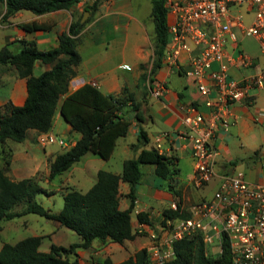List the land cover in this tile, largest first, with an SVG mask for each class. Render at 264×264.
I'll return each instance as SVG.
<instances>
[{"label": "crops", "instance_id": "0c3cea01", "mask_svg": "<svg viewBox=\"0 0 264 264\" xmlns=\"http://www.w3.org/2000/svg\"><path fill=\"white\" fill-rule=\"evenodd\" d=\"M77 10L82 12L83 18L86 10L80 4L70 9L41 15L30 11L17 12L0 26L5 30L1 36L4 39L2 46L7 44L12 51L17 52L23 47V41H34L41 50L54 48L59 44L60 34L67 32L73 19L77 17ZM238 11L240 9H237ZM88 15H91L89 11ZM142 19L136 13L133 0H104L99 11L87 22L80 34L81 40L77 48L81 55V63L77 68L76 76L69 81L68 94L85 83H91L102 92L113 95L119 94L122 88L127 86L135 92L137 99L143 98L145 85L139 83L142 73L141 64L150 60L151 53L146 47L148 35L146 36ZM33 22L45 23L50 27L46 30L28 32L20 26L22 23ZM6 29L14 34L6 33ZM16 42H21V45ZM10 44L15 45L16 48H11ZM243 47L257 58V62L254 69L232 68L230 73L234 78H242L260 66H264V58L257 44ZM188 56V52H183L181 60L187 61ZM51 67V64L37 61L34 74L39 75ZM159 80L166 82L167 90L160 97H155L150 92L147 96L145 110L150 118L144 125L148 135L146 144H138L139 126L133 121L128 133L118 138L110 158L103 159L89 152L63 174L49 179L50 162L57 154L73 146L81 137V134L73 131L72 126L63 118L59 107L55 111L50 132L55 134L62 130V134H67L68 147L59 145L61 148L59 152L47 150L46 146L39 144L38 137L41 132L35 129H28L25 139L17 142L18 145L13 143L16 141L10 139L4 143L12 153L7 170V175L11 179L38 177L40 184L41 181L49 184L48 187L43 186L52 193L49 197L54 196L57 191L64 197L71 187L82 192L87 191L96 182L97 172L100 169L121 174L126 159L137 157L142 149L155 148L156 138L161 133L171 134V137L165 141V146L168 148L166 155L173 157V164L178 168L174 187L179 194L168 189L166 180L156 174L154 164L149 167L141 164L143 177L134 194V208L131 214L132 230L137 233L136 238L122 244L110 239L105 242L96 239L89 248L78 251L80 264H116L133 256L142 248L150 250L155 241L154 236L164 238L168 234L163 227L164 210L169 209L172 202H177L180 213L191 214V206L197 201L211 198L225 174L242 172L250 182H264V89H254L257 91L253 93L252 90L248 98L249 104L238 102L231 106L229 116L231 123L227 129H220L214 140L219 151L216 176L209 183L198 186L195 181V162L190 144L178 134L185 130L186 106L194 105L208 115L204 97L198 91L196 81L177 67L164 64L158 71L155 82ZM139 86H143V92L140 91ZM65 95L61 97V101ZM26 98V78L18 76L13 68L0 73L1 112H6L8 102L22 105ZM257 116H260L258 121ZM101 160H106L103 163L104 166L94 167L95 164L100 165ZM145 169L148 170L147 174L144 173ZM41 174L45 180H42ZM57 178L61 179L60 185L53 183ZM80 185H87V187L80 188ZM130 189L129 183L120 182L119 206L123 210L131 205V199L128 196ZM136 211H146L149 222H141ZM55 224L59 230L63 227L58 221ZM65 234L68 233L64 231ZM220 240L221 237L214 235L213 241L206 244L209 254L217 256L221 253Z\"/></svg>", "mask_w": 264, "mask_h": 264}, {"label": "trees", "instance_id": "16d2710c", "mask_svg": "<svg viewBox=\"0 0 264 264\" xmlns=\"http://www.w3.org/2000/svg\"><path fill=\"white\" fill-rule=\"evenodd\" d=\"M92 1L84 10L92 15L100 9L104 0H0V18L5 21L20 11H30L41 15L61 9H70L82 2ZM167 0H151V17L154 25L153 57L150 67L141 64L144 70L139 83L145 85L142 99L129 87L124 86L117 95L106 94L91 83H85L68 94L69 81L76 76L81 63L78 44L81 32L87 22L81 18L73 19L67 32L59 36L58 46L41 50L34 41H23V47L12 51L6 44L0 47V73L9 68L17 75L27 79V98L22 105L8 102L6 112L0 110V236L4 219H13L29 213H35L49 220H55L61 226L76 232L81 240L69 245L52 243L48 251L40 249L44 236H29L16 243L5 242L0 249V264H80L78 251L89 248L94 240L105 242L112 240L124 243L136 238L133 232L131 214L134 208V194L141 182L143 171L141 164H154L155 172L164 178L167 187L175 194L174 182L178 168L173 157L161 154L157 149H142L135 158L126 159L121 174L104 169L97 172L96 182L85 192L71 187L64 194L63 207L54 212L37 201L39 193L52 194L43 187L38 177L13 180L7 175L11 163V150L4 143L7 140L21 142L28 129L50 132L56 109L59 107L63 118L72 126V130L81 134L76 143L66 151L59 153L50 162L49 179H54L86 154L93 152L103 159L111 157L118 138L125 136L135 121L139 126L138 144L148 142L144 127L149 121L145 105L147 96L154 86L158 71L164 65L165 52L171 36L168 28ZM4 10V12H3ZM2 13V15H1ZM1 21V20H0ZM1 24V22H0ZM21 28L31 32L46 30L45 23H22ZM40 61L52 67L39 75L34 74L35 63ZM66 94V95H65ZM65 98L61 101V97ZM124 181L130 184L128 196L131 205L128 209L119 206V186ZM23 204L21 210L15 208ZM164 215L172 218H187L190 214L165 209ZM143 223L149 222L148 213L137 214ZM222 250L217 256L207 252L202 234L197 233L177 240L173 244L174 257L163 264H233L230 240L222 236ZM116 264H151L149 250L142 248L133 256Z\"/></svg>", "mask_w": 264, "mask_h": 264}, {"label": "built area", "instance_id": "2783aa9c", "mask_svg": "<svg viewBox=\"0 0 264 264\" xmlns=\"http://www.w3.org/2000/svg\"><path fill=\"white\" fill-rule=\"evenodd\" d=\"M166 7L171 40L164 64L177 67L196 81L208 109L206 115L194 105L186 106L185 130L178 134L190 144L195 181L203 186L216 176L219 151L214 140L220 129L229 127L231 106L249 104L251 91L264 89V66L242 78L230 73L232 68L254 69L256 65L257 58L242 46L246 37L256 41L264 58V0H167ZM242 7L252 14L249 23L244 21ZM183 52L189 53L185 62L181 60ZM166 90V82L159 80L151 95L160 97ZM169 137V132L157 136L155 149L159 153L166 155ZM38 142L42 146H69L67 140L52 132H42ZM169 209L179 211L177 202ZM190 213L187 218L163 217L168 234L164 238L154 236L149 250L151 264L172 259L174 242L197 233L206 244L218 235L222 245V236L227 235L233 264H264V182H250L242 172L225 174L212 197L195 202Z\"/></svg>", "mask_w": 264, "mask_h": 264}, {"label": "rangeland", "instance_id": "374dc122", "mask_svg": "<svg viewBox=\"0 0 264 264\" xmlns=\"http://www.w3.org/2000/svg\"><path fill=\"white\" fill-rule=\"evenodd\" d=\"M133 1L135 4L136 13L143 18L142 19L143 20V27L145 28L146 36L148 35L146 47H147L149 53H151V56H150V60L148 62H146L145 65L150 67L151 59L153 57V40H154V25H153V19L151 17V0H133ZM87 4L91 5L92 1L82 2V3H80V6L83 7V9H84ZM1 10L2 9H0V12H1ZM241 10H242V14L244 16V21L246 23H249L250 19L252 17V14H250L249 12H246L245 7H242ZM3 12H4V10H3ZM81 13L82 12L80 10H77V17L75 19L82 17ZM1 15H2V13H1ZM92 17H93L92 14L90 16L88 15L85 20H87L89 18L91 19ZM0 20H1L0 26L4 25V20L1 18H0ZM3 31H5V30L0 28V46H2L4 44L3 43L4 39H3V37H1L3 35ZM6 33L14 34V32H12L9 29H6ZM16 43L18 45H21V42H16ZM251 44L256 45V42L253 41L252 38L246 37L243 40V46L247 47ZM10 47L16 48L15 45H11V44H10ZM143 71L144 70L142 69V72ZM142 87L143 86H139V89H140V91L143 92ZM1 91H3V90H1ZM256 91L257 90H253L252 93L256 92ZM61 132H62V130L58 131V133H55V134L63 137L65 140L68 141L69 140L68 135L67 134L64 135ZM13 143L18 145L17 142H13ZM46 148H47V150H55L56 152L61 151L60 150L61 148L57 143L48 144V145H46ZM105 161L106 160H101L100 165L95 164L94 167L101 168L102 166H104L103 163H105ZM2 164H3V159H1V156H0V167ZM143 165L145 167H149L152 164H143ZM106 166H108V165H106ZM145 172L147 174L148 170L145 169L144 173ZM40 177L42 178V180H45L43 177V174H41ZM53 183H54V185H60L61 179L57 178L54 180ZM41 185L46 186V187L49 186V184L44 182V181H41ZM86 187H87V185H80V188H86ZM36 199L43 206H45L46 208H51V210H53L54 212L61 210V208L63 207V203H64L63 194L59 191H57L54 194V196H50V197L47 194L39 193V194H37ZM23 207H24V205L20 204L15 208V210L19 211ZM133 216H135V215H133ZM56 222L57 221L46 219L45 217L40 216V215L35 214V213H29V214H26L23 216L15 217L13 219H4L2 221L3 230L1 231L0 248L2 247L3 243H5V242L16 243L17 241H19L23 238H26L29 236H35V235H44V238H43L41 246H40L41 250H49V246L52 242H56L58 244H63V245H68L72 242H75V241L81 239L80 236L76 232H74V231H72L66 227H61L59 230L55 224ZM64 231H66L68 234L64 235ZM50 233H53L54 235L48 236L47 234H50Z\"/></svg>", "mask_w": 264, "mask_h": 264}, {"label": "water", "instance_id": "95a60500", "mask_svg": "<svg viewBox=\"0 0 264 264\" xmlns=\"http://www.w3.org/2000/svg\"><path fill=\"white\" fill-rule=\"evenodd\" d=\"M87 15H88V11H86L84 17L81 19V22H84L85 21Z\"/></svg>", "mask_w": 264, "mask_h": 264}]
</instances>
